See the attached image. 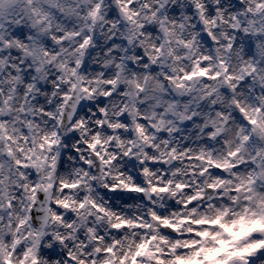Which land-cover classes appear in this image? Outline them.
Here are the masks:
<instances>
[{
	"label": "clouds",
	"instance_id": "clouds-1",
	"mask_svg": "<svg viewBox=\"0 0 264 264\" xmlns=\"http://www.w3.org/2000/svg\"><path fill=\"white\" fill-rule=\"evenodd\" d=\"M0 264H264V0H0Z\"/></svg>",
	"mask_w": 264,
	"mask_h": 264
}]
</instances>
